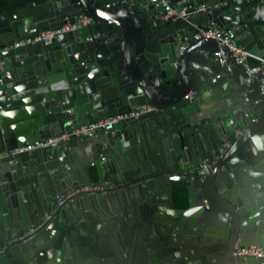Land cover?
<instances>
[{
	"label": "water",
	"instance_id": "95a60500",
	"mask_svg": "<svg viewBox=\"0 0 264 264\" xmlns=\"http://www.w3.org/2000/svg\"><path fill=\"white\" fill-rule=\"evenodd\" d=\"M184 7L177 16L163 0H0V264H264L233 254L264 246V70L250 76L221 40L197 37L231 29L255 66L264 0ZM82 14L93 22L13 46ZM148 106L93 146L72 137L11 153ZM69 189L78 191L56 206Z\"/></svg>",
	"mask_w": 264,
	"mask_h": 264
},
{
	"label": "built area",
	"instance_id": "2783aa9c",
	"mask_svg": "<svg viewBox=\"0 0 264 264\" xmlns=\"http://www.w3.org/2000/svg\"><path fill=\"white\" fill-rule=\"evenodd\" d=\"M165 4H167V9L169 15L176 14L177 16H183L186 13L187 7H183L182 9H178L176 7H173L169 0H163ZM93 20L91 17L87 15H79L75 18L73 22H68L67 24L63 25L62 27L56 29V30H48L45 32L38 33L34 36H28L26 38H19L15 40L13 43V46H20L26 43H30L33 41H42L44 43H48L52 40L55 33L57 32H64L68 30H74L79 27L88 25L92 23ZM201 35L207 36V37H213L216 39L221 40L223 43H225L228 48L232 51L233 55L236 58V61L240 64H244L247 66V73L248 75L252 76L260 71L264 70V57L261 56H255L259 59V62L253 66L250 67L248 65V56L252 55L251 52L240 42L238 39L237 34L233 30H225V29H210V30H202L201 33L197 34V37H200ZM98 36V34L90 35L87 37L88 40L93 39V37ZM152 107H144L141 109L133 110L129 113L113 116V117H105L98 120H95L93 122H87L81 126L78 127H72L70 130L64 131L62 133H57L53 136H50L44 140L36 141L31 144H27L25 146H19L13 150H11V153H17L22 152L26 150H32L37 147H51L57 145L59 142L63 140H68L72 137H76L78 139H83L86 137H95L101 132L107 133L110 131L116 123H118L120 120L134 116L137 117L140 113L150 110ZM240 132L239 129H236L234 131V135H237ZM231 142V138H228L224 141L223 145L220 147L219 151L214 155L213 159L211 161H205L202 162L198 167V173L199 174H205L209 171H211L217 162V160L221 157V155L224 153L225 149L229 146ZM9 152H0V159ZM82 189H88V186L82 188ZM77 189H69L63 193H57L55 196V203L56 206L59 204H62L66 199L70 198L74 193H76ZM52 213H46V218H49ZM36 228L30 227L28 230H26V234L34 232ZM233 254L235 256H254L257 258H264V246L258 243L254 244H239L235 246Z\"/></svg>",
	"mask_w": 264,
	"mask_h": 264
},
{
	"label": "crops",
	"instance_id": "0c3cea01",
	"mask_svg": "<svg viewBox=\"0 0 264 264\" xmlns=\"http://www.w3.org/2000/svg\"><path fill=\"white\" fill-rule=\"evenodd\" d=\"M187 0H169L170 4L173 7H176L178 9H182L184 7V4L186 3ZM239 39V38H238ZM105 135V132L99 133L95 137H86L83 139H79V142L82 146H93L95 145L98 140H100L103 136ZM201 264H206L205 262H202Z\"/></svg>",
	"mask_w": 264,
	"mask_h": 264
},
{
	"label": "snow or ice",
	"instance_id": "6c2138e0",
	"mask_svg": "<svg viewBox=\"0 0 264 264\" xmlns=\"http://www.w3.org/2000/svg\"><path fill=\"white\" fill-rule=\"evenodd\" d=\"M8 115H11V114H8Z\"/></svg>",
	"mask_w": 264,
	"mask_h": 264
},
{
	"label": "clouds",
	"instance_id": "9594fccd",
	"mask_svg": "<svg viewBox=\"0 0 264 264\" xmlns=\"http://www.w3.org/2000/svg\"><path fill=\"white\" fill-rule=\"evenodd\" d=\"M10 114V113H9Z\"/></svg>",
	"mask_w": 264,
	"mask_h": 264
}]
</instances>
